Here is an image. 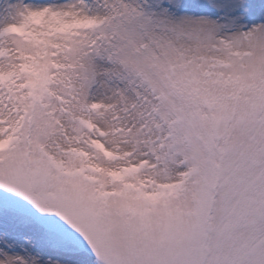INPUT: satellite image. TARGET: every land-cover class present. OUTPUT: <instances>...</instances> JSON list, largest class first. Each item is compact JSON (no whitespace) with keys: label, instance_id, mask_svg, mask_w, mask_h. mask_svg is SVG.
I'll return each mask as SVG.
<instances>
[{"label":"snow or ice","instance_id":"6c2138e0","mask_svg":"<svg viewBox=\"0 0 264 264\" xmlns=\"http://www.w3.org/2000/svg\"><path fill=\"white\" fill-rule=\"evenodd\" d=\"M0 264H264V0H0Z\"/></svg>","mask_w":264,"mask_h":264}]
</instances>
